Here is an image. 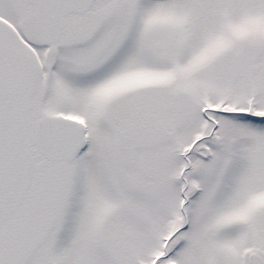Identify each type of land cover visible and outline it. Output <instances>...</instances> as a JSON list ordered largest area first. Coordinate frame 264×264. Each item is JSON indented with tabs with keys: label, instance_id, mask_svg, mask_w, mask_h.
<instances>
[{
	"label": "snow or ice",
	"instance_id": "obj_1",
	"mask_svg": "<svg viewBox=\"0 0 264 264\" xmlns=\"http://www.w3.org/2000/svg\"><path fill=\"white\" fill-rule=\"evenodd\" d=\"M0 264H264V0H0Z\"/></svg>",
	"mask_w": 264,
	"mask_h": 264
}]
</instances>
